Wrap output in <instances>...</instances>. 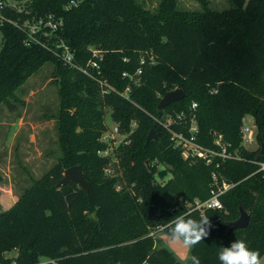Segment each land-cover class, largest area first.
<instances>
[{
    "label": "trees",
    "instance_id": "16d2710c",
    "mask_svg": "<svg viewBox=\"0 0 264 264\" xmlns=\"http://www.w3.org/2000/svg\"><path fill=\"white\" fill-rule=\"evenodd\" d=\"M71 1L28 0L29 15L10 5L1 10L0 105L9 103L29 76L54 65L62 156L0 212V264L45 259L57 264H181L170 251L156 247L151 231L180 214L199 218L202 214L192 211L194 202L208 200L224 183L233 187L221 196L222 209L205 212L212 223L210 235L191 255L201 264H220L221 248L243 239L263 257L264 171L257 162H264V0H230L233 8L222 12L181 11L169 0L156 12L136 0H83L66 10ZM50 14L64 21L59 35L79 65L90 59V48L105 52L99 77L107 81L109 93L43 45L26 44V33L11 23ZM45 41L55 47L54 41ZM178 88L186 98L159 111V95ZM193 103L198 105L199 143L213 148L214 133L222 134L238 158L207 165L186 160L173 145L156 118L186 112ZM106 109L129 141L109 157L99 154L109 148L101 141L108 129ZM246 116L257 127V150L242 145ZM152 130L158 139L147 143ZM157 164L168 167L162 176L171 174L164 184L156 182ZM74 166L83 170L89 195L75 183L58 186ZM109 168L111 175L106 174ZM151 207L158 208L159 222L147 219ZM240 208L250 214L249 227L229 232Z\"/></svg>",
    "mask_w": 264,
    "mask_h": 264
},
{
    "label": "rangeland",
    "instance_id": "374dc122",
    "mask_svg": "<svg viewBox=\"0 0 264 264\" xmlns=\"http://www.w3.org/2000/svg\"><path fill=\"white\" fill-rule=\"evenodd\" d=\"M136 1L145 10L156 12L167 0ZM169 1L174 2L177 9L189 12H202L206 9L222 12L233 8L230 0ZM21 2L6 0L7 4L18 5L19 8H25L24 4L25 2L28 3V0ZM2 47L3 36L0 32V51ZM53 76L54 65L49 63L44 65L21 84L15 91L14 97L9 98V103L0 105V184L2 185L0 195L8 191L6 185L11 189L9 192L11 197L17 198L22 195L26 189L32 186L33 180L42 178L58 163L62 156L58 131V115L61 105L60 85ZM133 82L137 86V80H133ZM159 97L160 99L163 98L161 95ZM111 115L112 111L106 109L104 122L109 130L113 131L116 124L112 121ZM245 119L250 125H254L251 116H246ZM135 127L133 126V129ZM105 134H108V132H105ZM112 139L113 135H110L107 141L109 142ZM115 140L114 142L118 143L125 142L118 135ZM258 148L257 143L251 146L250 150H257ZM153 164L156 163L153 162ZM157 166L159 172L157 171L155 174L156 182L164 184L170 179L171 174L168 173L166 176H162L160 171H165L168 167L163 164H157ZM218 188H221V186L218 185ZM6 201L0 200V212L3 207L5 209V206H8V201ZM153 230L155 231L154 240L157 248L167 249L181 264L189 262L192 249H185L182 245L169 246L166 243L167 231L157 228ZM15 254L16 252H13L9 256Z\"/></svg>",
    "mask_w": 264,
    "mask_h": 264
},
{
    "label": "built area",
    "instance_id": "2783aa9c",
    "mask_svg": "<svg viewBox=\"0 0 264 264\" xmlns=\"http://www.w3.org/2000/svg\"><path fill=\"white\" fill-rule=\"evenodd\" d=\"M83 0H72L67 6H65L66 10L70 8L77 7ZM6 2L0 1V17L2 15L1 10L3 7L7 6ZM13 8L17 9L19 12L26 11V14H30L26 8L18 7L10 5ZM14 23L19 29L23 30L26 33L27 39L26 44H41L45 48L52 51V53L65 65L71 67L72 69L78 70L82 72L84 75L97 80L103 88V90L109 93L111 90L107 88L108 83L103 77H99L102 74V62L104 61L105 52L103 50L97 48H90L91 57L86 63L85 66L79 65L76 60L75 53L71 49V47L66 44L62 37L59 35V32L63 30L64 21L62 19H58L54 14H50L45 17H26L24 21H16ZM54 41V46L51 47L46 43ZM141 71L139 70L136 75H139ZM125 77L131 79V81L135 80L134 76L130 74H124ZM129 89L126 90L125 95L127 96ZM216 92V91H214ZM197 108L198 105L193 103L188 111H182L176 114H164L162 118L156 119V121L167 130V132L171 135V141L176 148L181 149L182 154L186 160H201L204 161L207 165H211L216 159L228 160L233 158H238L237 152L228 151L229 145L224 142V138L222 134H216L214 145L215 147L209 148L205 147L199 143V133L200 127L197 119ZM181 127V131H177L175 127ZM108 127V126H107ZM107 129L106 132L108 134H103L101 141L108 144L109 148L105 151L99 152V154L103 157L111 156V152L121 144H128V134L123 135L120 132L119 126L116 125L113 131ZM111 131V132H110ZM241 133L244 136L243 146L244 148L250 150L251 146L257 144V127L254 125H250L248 121L244 118L243 124L241 127ZM112 133V134H111ZM113 135V139L111 141H107L108 137ZM116 135V136H115ZM121 136L125 142H114L116 141V137ZM259 166V170L264 171V162H257ZM218 166V164H217ZM107 175L112 174V170L109 168L106 170ZM214 179L216 177L214 176ZM233 185L224 183L221 188L213 189L211 191V197L206 201H195L192 205V211H199L202 215L205 214L206 211L209 210H220L222 209L221 196L228 190H230ZM120 190V187H118ZM117 188V189H118ZM157 229H164V227H159ZM150 236H155V231L152 230ZM16 264V263H13ZM40 264H57V261L54 259H45L41 261Z\"/></svg>",
    "mask_w": 264,
    "mask_h": 264
},
{
    "label": "clouds",
    "instance_id": "9594fccd",
    "mask_svg": "<svg viewBox=\"0 0 264 264\" xmlns=\"http://www.w3.org/2000/svg\"><path fill=\"white\" fill-rule=\"evenodd\" d=\"M212 223L208 216L199 218L180 214L164 225L167 231L166 243L169 246L182 245L185 249H192L210 235ZM220 264H264L258 250L249 247L243 239L235 240L230 246L222 247L218 253ZM191 264H201L198 256L189 257Z\"/></svg>",
    "mask_w": 264,
    "mask_h": 264
},
{
    "label": "water",
    "instance_id": "95a60500",
    "mask_svg": "<svg viewBox=\"0 0 264 264\" xmlns=\"http://www.w3.org/2000/svg\"><path fill=\"white\" fill-rule=\"evenodd\" d=\"M185 98H186V93L184 92L183 89L178 88L173 91H169L159 102L158 110L162 111L171 104L180 102ZM157 139L158 137L155 130H152L147 137V143H150L152 140H157ZM260 155H264V146L262 148ZM71 183L78 184L81 187V189L89 195L90 184L86 180L84 172L80 166H74L68 168L65 171L63 178L58 183V186L59 187L66 186ZM147 219L152 222H159L161 217L158 208L151 207L148 211ZM217 219L218 218H215V220ZM249 224H250V214L247 213L243 208H240V217L231 224V228L229 232L238 229H247L249 227Z\"/></svg>",
    "mask_w": 264,
    "mask_h": 264
},
{
    "label": "crops",
    "instance_id": "0c3cea01",
    "mask_svg": "<svg viewBox=\"0 0 264 264\" xmlns=\"http://www.w3.org/2000/svg\"><path fill=\"white\" fill-rule=\"evenodd\" d=\"M5 182H6V181H5ZM1 186H2V185L0 184V188H1ZM6 187H7L8 191H6L5 194H1V195H0V200H2V199H3V201H4V200H7V201H8V206H5V207L9 209V208H10V207H11L16 201H18V199H19L22 195H19L17 198H15L14 196L11 197V195H10V193H9V192L11 191V189L8 187V185H6ZM7 201H6V202H7ZM2 206H3V203H2ZM6 208H5V209H6ZM5 209H4V207H3V210H2L1 212H5V211L8 210V209H6V210H5ZM43 261H44V260H43Z\"/></svg>",
    "mask_w": 264,
    "mask_h": 264
}]
</instances>
